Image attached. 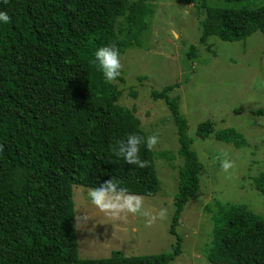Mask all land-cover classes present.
<instances>
[{"label": "trees", "instance_id": "obj_1", "mask_svg": "<svg viewBox=\"0 0 264 264\" xmlns=\"http://www.w3.org/2000/svg\"><path fill=\"white\" fill-rule=\"evenodd\" d=\"M211 1L193 0L200 43L212 36L239 41L257 30L264 34L260 0L254 6L249 0H220L223 6ZM0 11L11 17L8 24L0 22V264H169L181 248L175 227L199 189L202 171L180 95L168 94L178 85L151 91L165 101L177 126L181 160L169 229L176 238L173 250L144 255L115 250L105 258H81L73 200L74 185L95 189L111 179L128 194L154 196L161 185L155 160L175 157L149 150L146 143L139 153L149 162L146 168L116 155L117 141L148 136L134 107L120 104L124 86L107 81L95 62L100 47L115 45L123 54L140 43L153 1L0 0ZM194 51L191 45L188 60L196 57ZM117 80L125 82L122 75ZM249 111L264 116L263 107ZM212 133L237 146L244 141L234 128L216 131L209 120L199 123V138ZM254 182L264 194V173ZM213 221L207 254L212 264H264V216L244 204L218 203Z\"/></svg>", "mask_w": 264, "mask_h": 264}, {"label": "rangeland", "instance_id": "obj_2", "mask_svg": "<svg viewBox=\"0 0 264 264\" xmlns=\"http://www.w3.org/2000/svg\"><path fill=\"white\" fill-rule=\"evenodd\" d=\"M152 1L154 12L139 37L140 43L121 54L125 82L116 83L124 86L120 104L134 107L148 137L158 135L153 150L168 151L175 157L155 160L161 185L154 196L131 194L143 198V210L157 217L150 226L151 217L141 214L110 218L91 202L88 193L94 188L74 185L75 225L77 218L87 217L76 226L78 254L81 258H105L115 250L125 255L173 250L176 238L169 229L173 194L178 187L177 162L181 160L177 126L165 101L154 99L151 91L176 84L168 94L180 95L190 146L202 163V171L199 189L184 205L175 227L181 248L169 264H212L207 254L213 245V215L218 203L244 204L264 216V194L254 182L255 176L264 173V116L249 111L264 108V34L257 30L239 41L212 36L200 43V17L193 0ZM252 1L250 6L256 4ZM223 3L211 1L217 6ZM191 45L196 57L188 60ZM207 120L216 131L234 128L244 141L237 146L217 139L214 133L199 138L197 127ZM225 152L227 157L222 155ZM225 158L234 164L228 173L221 168ZM161 209L166 210L163 218L159 217Z\"/></svg>", "mask_w": 264, "mask_h": 264}, {"label": "clouds", "instance_id": "obj_3", "mask_svg": "<svg viewBox=\"0 0 264 264\" xmlns=\"http://www.w3.org/2000/svg\"><path fill=\"white\" fill-rule=\"evenodd\" d=\"M0 22L4 24L11 22V17L7 12L0 11ZM95 62L98 63L107 81L113 82L120 77L123 65L120 51L115 45L100 47L95 52ZM158 141L159 137L157 134L149 136L146 140L138 135L130 134L126 140L117 141L116 155L123 157L130 165L146 168L149 166V162L140 158V146L142 143H146L147 148L152 150ZM2 151L3 146L0 145V152ZM222 155L227 157L228 154L225 152ZM233 167L234 164L230 159L225 158L221 160V168L225 173H228ZM88 194L91 202L110 218H126L129 213L133 215L141 214L145 217H151L149 226L157 218L143 210V198L128 194L127 190L119 187L118 183L113 179L105 181L99 188L90 189ZM165 214L166 210L161 209L159 217L163 218ZM86 219V216L77 218L76 226Z\"/></svg>", "mask_w": 264, "mask_h": 264}]
</instances>
